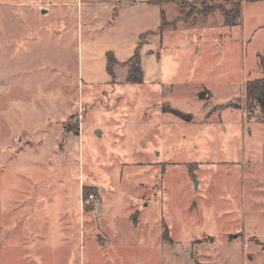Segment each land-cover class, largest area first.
<instances>
[{
  "label": "rangeland",
  "instance_id": "rangeland-1",
  "mask_svg": "<svg viewBox=\"0 0 264 264\" xmlns=\"http://www.w3.org/2000/svg\"><path fill=\"white\" fill-rule=\"evenodd\" d=\"M108 1L0 0V264H264V2Z\"/></svg>",
  "mask_w": 264,
  "mask_h": 264
},
{
  "label": "trees",
  "instance_id": "trees-1",
  "mask_svg": "<svg viewBox=\"0 0 264 264\" xmlns=\"http://www.w3.org/2000/svg\"><path fill=\"white\" fill-rule=\"evenodd\" d=\"M175 2L180 8L184 4V0H172ZM264 2V0H236V3L230 9H224L222 7H218L217 10L221 13L224 18V25L226 27H236L240 25L241 21V12L242 6L244 3H257ZM169 27L167 21H164L161 27L158 29V33L162 36L165 29ZM121 65L116 61L114 56L111 53L107 55V71L111 78H114V67ZM123 66L128 68L126 82L130 84H142L143 83V71L141 67V55H140V45L137 48L134 56L125 63H122ZM245 95L247 101L250 104H258L264 108V78L251 81L246 83L245 86ZM169 113L176 115L183 120L191 121L193 119V115L184 114L176 109H170Z\"/></svg>",
  "mask_w": 264,
  "mask_h": 264
},
{
  "label": "crops",
  "instance_id": "crops-1",
  "mask_svg": "<svg viewBox=\"0 0 264 264\" xmlns=\"http://www.w3.org/2000/svg\"><path fill=\"white\" fill-rule=\"evenodd\" d=\"M91 3H96L97 4V2L96 1H91ZM257 3H259V2H257ZM107 4H109L111 7L112 6H114V5H116L117 7H119L120 9H123L124 7H128V8H141V7H143V8H154L155 6H160V7H162V5L161 4H158V3H156V4H154V3H150L149 2V0H109L108 2H107ZM117 17H118V15H116ZM164 15H163V12H162V16H161V21H164V17H163ZM113 20L115 21L116 19H114L113 18ZM138 20H141L140 18L138 19ZM163 24V22L161 23V25ZM161 25H160V27H161ZM159 27V28H160ZM158 28V29H159ZM158 29H157V31H158ZM147 32H154V31H147ZM147 32H145V33H147ZM145 33H141L140 34V36L142 35V34H145ZM139 36V37H140ZM162 37V36H161ZM139 47V41L136 43V45H135V48H134V52L132 53V57L134 56V54H135V52H136V50H137V48ZM141 47H140V55H141ZM151 51H154V50H151ZM146 54H147V52H146ZM131 57V58H132ZM114 58L116 59V61L117 62H119L120 64H122V63H125V62H127L128 60H130L131 58H129V59H127V60H122V61H120V60H118V58L114 55ZM141 67H142V57H141ZM106 71H107V62H106ZM142 71H143V81H144V76H145V73H144V70H143V67H142ZM107 74H108V71H107ZM108 76H109V74H108ZM110 77V76H109ZM111 78V77H110Z\"/></svg>",
  "mask_w": 264,
  "mask_h": 264
},
{
  "label": "water",
  "instance_id": "water-1",
  "mask_svg": "<svg viewBox=\"0 0 264 264\" xmlns=\"http://www.w3.org/2000/svg\"><path fill=\"white\" fill-rule=\"evenodd\" d=\"M42 13H46V10H42ZM98 134H100V133H98Z\"/></svg>",
  "mask_w": 264,
  "mask_h": 264
},
{
  "label": "built area",
  "instance_id": "built-area-1",
  "mask_svg": "<svg viewBox=\"0 0 264 264\" xmlns=\"http://www.w3.org/2000/svg\"><path fill=\"white\" fill-rule=\"evenodd\" d=\"M93 198V196H91Z\"/></svg>",
  "mask_w": 264,
  "mask_h": 264
}]
</instances>
